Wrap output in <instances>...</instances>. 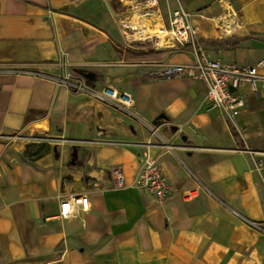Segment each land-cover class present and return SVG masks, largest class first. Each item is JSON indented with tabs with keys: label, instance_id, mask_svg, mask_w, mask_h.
<instances>
[{
	"label": "crops",
	"instance_id": "obj_1",
	"mask_svg": "<svg viewBox=\"0 0 264 264\" xmlns=\"http://www.w3.org/2000/svg\"><path fill=\"white\" fill-rule=\"evenodd\" d=\"M171 1L207 59L264 64V0ZM123 6L133 4L0 0V68L29 72L0 73V264H264V233L247 224L264 225V87L241 83L244 108L228 119L202 82L146 78L193 54L125 44ZM65 75L129 94L137 120L70 92ZM145 152L173 190L161 202L135 184ZM71 196L88 211L61 219Z\"/></svg>",
	"mask_w": 264,
	"mask_h": 264
},
{
	"label": "built area",
	"instance_id": "obj_2",
	"mask_svg": "<svg viewBox=\"0 0 264 264\" xmlns=\"http://www.w3.org/2000/svg\"><path fill=\"white\" fill-rule=\"evenodd\" d=\"M225 18V23L220 25V31L224 36H229L235 25L231 22L229 14ZM190 20L191 14L177 7L170 13L166 27L163 25L162 27L173 42V46L167 49L189 47L193 54V61L186 65L160 64L155 70L148 72L146 77L152 80L186 78L202 82L205 85V100L210 108L220 109L228 119H232L245 105L243 97L238 93L240 84L247 83L250 92L254 95L256 82L264 87V75L258 74V70L263 68L264 64L261 62L255 66H238L207 59L196 39V29ZM0 73L29 74L24 69L13 67L0 68ZM57 81L72 93H84L94 102L115 108L137 120L133 111V101L125 92H119L108 86L98 89L89 88L80 79L70 75H65ZM149 145V142L145 143V146ZM111 184L113 189L123 188L124 183L119 171L113 172ZM135 184L156 202H161L173 191L155 159H150L146 152ZM196 193V189H189L183 192L181 197L187 201L194 198ZM87 211L88 203L82 196L64 198L58 205V217L61 219H80V214ZM247 224L254 230L264 233L263 223L247 222Z\"/></svg>",
	"mask_w": 264,
	"mask_h": 264
},
{
	"label": "rangeland",
	"instance_id": "obj_3",
	"mask_svg": "<svg viewBox=\"0 0 264 264\" xmlns=\"http://www.w3.org/2000/svg\"><path fill=\"white\" fill-rule=\"evenodd\" d=\"M155 4L153 2H149V0H129V2H132L133 6H123L122 8V14L119 16L118 20V29L120 32V36H122V39L125 44L128 46H133L134 44H139L144 48H150L154 50H160V48H153V45L149 41H143V42H135L132 38L127 37L129 34V30L124 27V25L128 24H134L135 18L132 16H135V14H140L141 17H144V21L146 19H149L151 16L149 13L153 12L151 10H156L158 14V18L160 19L161 25L165 26L167 25V21L169 18V15L172 11L176 9V6L172 3L171 0H154ZM152 6H155L154 9H151ZM155 14V13H152ZM148 16V17H146ZM129 18V19H128ZM166 32V31H165ZM121 33H126L125 36L121 35ZM126 37V38H125ZM168 37V36H167ZM158 41V40H157ZM163 49V48H162ZM165 49V48H164ZM182 48H173L170 50H180ZM148 78V77H146ZM149 79V78H148Z\"/></svg>",
	"mask_w": 264,
	"mask_h": 264
},
{
	"label": "bare ground",
	"instance_id": "obj_4",
	"mask_svg": "<svg viewBox=\"0 0 264 264\" xmlns=\"http://www.w3.org/2000/svg\"><path fill=\"white\" fill-rule=\"evenodd\" d=\"M149 2H153L155 4L154 0H149ZM154 8L155 6L151 7V9ZM151 11H153L149 13L151 17L146 19V21H144L145 16L141 17L140 14H137L134 16L136 21L134 24L124 25V27L129 30L127 37L132 38L135 42H143L147 40L153 45V48L162 49L173 46L171 38L167 35L161 25L156 10Z\"/></svg>",
	"mask_w": 264,
	"mask_h": 264
},
{
	"label": "trees",
	"instance_id": "obj_5",
	"mask_svg": "<svg viewBox=\"0 0 264 264\" xmlns=\"http://www.w3.org/2000/svg\"><path fill=\"white\" fill-rule=\"evenodd\" d=\"M149 55L148 54H141L140 57H148Z\"/></svg>",
	"mask_w": 264,
	"mask_h": 264
}]
</instances>
